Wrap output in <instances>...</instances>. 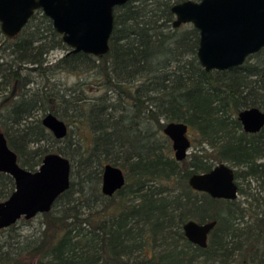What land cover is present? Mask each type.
Segmentation results:
<instances>
[{"label": "trees", "instance_id": "1", "mask_svg": "<svg viewBox=\"0 0 264 264\" xmlns=\"http://www.w3.org/2000/svg\"><path fill=\"white\" fill-rule=\"evenodd\" d=\"M181 1L117 6L110 51L102 56L69 53L41 9L14 38L0 26V127L10 146L30 170L49 152L72 162L70 188L49 212L21 219L38 225L0 244V264H264V196L248 208L253 221L244 224L236 199L189 185L193 173L225 162L238 167L240 193L245 180L264 188V128L245 132L238 119L244 108L264 110V48L243 65L207 71L197 56L199 30L173 26L172 6ZM55 50L64 54L50 63ZM57 71L93 74L103 92L80 96L75 86L61 87ZM68 109L89 126V143L73 139L72 131L57 139L39 116L51 112L64 120ZM171 121L198 134L197 149L183 161L163 131ZM106 163L126 172L113 196L102 192ZM14 189L13 177L0 172V201ZM191 219L217 220L207 247L185 236Z\"/></svg>", "mask_w": 264, "mask_h": 264}, {"label": "water", "instance_id": "2", "mask_svg": "<svg viewBox=\"0 0 264 264\" xmlns=\"http://www.w3.org/2000/svg\"><path fill=\"white\" fill-rule=\"evenodd\" d=\"M130 0H0V26L7 37H16L36 10L41 9L69 45V53L85 52L102 56L110 51L115 26V8ZM174 27L192 24L199 30L197 56L207 70H225L243 65L248 57L264 48V0H184L172 6ZM238 119L246 132L264 128V110L257 106L242 109ZM43 125L57 139L69 133L68 124L47 113ZM164 133L172 141L175 158L185 160L192 141L189 125L183 121L166 123ZM236 168L221 162L205 172L193 173L189 185L213 198L235 200L239 197ZM0 172L11 175L15 189L0 201V230L21 219H32L49 212L58 197L71 186L72 162L59 152H49L41 164L30 170L19 162L0 127ZM127 182L120 166H103L102 192L113 196ZM217 220H189L183 225L185 236L193 244L207 247ZM153 264H162L155 261Z\"/></svg>", "mask_w": 264, "mask_h": 264}, {"label": "rangeland", "instance_id": "3", "mask_svg": "<svg viewBox=\"0 0 264 264\" xmlns=\"http://www.w3.org/2000/svg\"><path fill=\"white\" fill-rule=\"evenodd\" d=\"M64 52L62 50H55L53 51L50 56L49 60L51 62H55L58 58L62 57ZM56 80L61 84V87L65 86H75L77 88V93L80 96L86 95L88 98H94L101 94L103 92V87L98 82L97 77L93 74H84V73H74L70 71H57L55 75ZM64 104H62V109H65ZM67 117L64 118V120L67 122L69 126V132L72 131V138L77 140L81 139L84 142L89 143L91 139V131L87 123L79 119L77 116L73 115L74 110L68 109L67 111ZM46 114L43 112H40L39 116L43 118ZM189 137L192 140V146L189 149V155L197 149L198 146V134L197 132L192 129L189 131ZM57 145H64L65 142L56 143ZM55 143H50V146H55ZM170 144L172 147V141L170 140ZM173 154L174 150L172 148ZM236 169L238 167H235ZM250 185L248 184V181L245 180L241 184V186L244 188L246 192L240 193L239 191V197L236 199L238 205L240 208L243 209V220L244 222H252L253 218L251 217L252 211L248 208L251 207V204L254 206L256 204V198L258 196H264V188L261 185L260 181L257 180H251ZM17 229H15L13 232L9 230H1L0 231V244L7 243L9 241L14 240V237L17 236V234H29L33 231H35L36 226L38 225V219H35L33 222L29 224L22 223L21 220H19L17 223ZM160 250V249H159ZM161 251H155L156 254H158Z\"/></svg>", "mask_w": 264, "mask_h": 264}, {"label": "flooded vegetation", "instance_id": "4", "mask_svg": "<svg viewBox=\"0 0 264 264\" xmlns=\"http://www.w3.org/2000/svg\"><path fill=\"white\" fill-rule=\"evenodd\" d=\"M241 122V121H240ZM244 129V128H243ZM189 131H190V128H189ZM245 131V130H244ZM246 132V131H245ZM260 132V131H259ZM248 133H250V132H248ZM192 141V140H191Z\"/></svg>", "mask_w": 264, "mask_h": 264}]
</instances>
